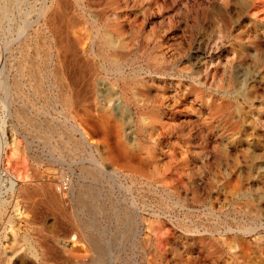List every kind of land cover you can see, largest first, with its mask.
Returning <instances> with one entry per match:
<instances>
[{
  "label": "rangeland",
  "instance_id": "obj_1",
  "mask_svg": "<svg viewBox=\"0 0 264 264\" xmlns=\"http://www.w3.org/2000/svg\"><path fill=\"white\" fill-rule=\"evenodd\" d=\"M3 1L13 19L9 33L0 32V69L5 39L20 38L8 66L12 82L21 84L13 92L15 117L0 97V264H264V0H70L69 37L81 42L101 76L113 77L101 45L90 46L98 31L103 39L114 36L99 22L103 12L116 13L110 20L126 41L125 53L156 51L173 59L157 67L143 61V70L127 63L119 80L128 104L113 112L105 101L84 97L76 119L92 129L88 142L72 130L83 142L72 141V165L48 159L50 148L64 145L62 133L45 135L47 126H64L63 137L71 119L48 85L55 56L49 54L48 29L37 21L42 0ZM107 51L120 60L112 48ZM110 88L117 104L119 90ZM153 110L160 117L154 125ZM133 111L142 123L137 132L130 130ZM115 123L131 156L121 151ZM64 178L76 187L58 189L56 204L43 191L51 196ZM86 183L97 186L90 198L100 206L92 211L80 194ZM224 226L240 233L229 232L225 240L217 232ZM250 228L255 232L246 235ZM84 229L103 237V254L97 255ZM210 231L209 246L194 243ZM233 237L243 245L238 261Z\"/></svg>",
  "mask_w": 264,
  "mask_h": 264
},
{
  "label": "bare ground",
  "instance_id": "obj_2",
  "mask_svg": "<svg viewBox=\"0 0 264 264\" xmlns=\"http://www.w3.org/2000/svg\"><path fill=\"white\" fill-rule=\"evenodd\" d=\"M69 1L70 0H42L41 7L38 10L39 14L37 16V18H38L37 21L41 25H44L48 29V31H49L48 34L50 35V40H51L50 41L51 42V51H50L49 54H50L51 57L53 55L55 56V60H53L54 61L53 65L50 68H48V72L46 73L47 74V79H48V85H49L50 89L55 92L53 96H55V99L56 98L58 99V103H60L61 100H64L65 108L67 109V111L69 113V119H71V127L70 128H68V127L66 128V134L63 137H62V135L64 133V129H63L64 126H63V128H62V126H58V124H56V125L52 124V125L47 126L48 131L44 132L45 135L48 138H51L53 132H58L60 134L62 133V135L60 137L62 145H64L68 149V151L65 150L64 146H63L61 151H57L56 150L57 148H55V146H54L52 149L50 148V150L48 152V159L50 160V162H63V163H68V164L72 165L73 163L76 162V159H72L71 160V159H68V157H67L68 152H70V151H72V149H74V144H73L72 141H74L78 145H81L83 143V142L79 143V141L76 142L74 140L73 134H72V130L73 129L74 130H79L82 133V135H83V141L84 142H86V141L88 142L87 136L91 132V129H92V128H90V125H89L87 120L81 119L80 121H78L76 119V116L79 114L77 106L82 102L84 97L86 95H90L96 101H98L100 103H103V104H104V101H105L110 106H112L111 108L107 107L108 109H110L109 112H113L114 108H118V106H120V105L124 106V105L128 104L127 96L125 95V92H124V90H123V88L121 86V83H120L121 81L119 80L120 76L123 75L124 72H125V66H126L127 63L130 64L131 62H133L135 65L139 66V70H143V69H145L143 67L144 65L140 64L143 61L145 62V64H147V65H149L151 67H157L158 64H162V63H166V62H168V63L173 62V59H171V58L167 59L166 55H164V54L161 55V53H157L156 51H155V53L154 52H147L145 50L144 51H138L137 53L135 52L133 54L134 57H131L130 53H125L123 50L127 48L126 41L124 40L123 35H121L119 33L120 29L117 27L115 22H111L112 20H110V17L114 16L116 13L112 12V14H111V12H110V14L108 15L105 12H103V13L100 14V21L99 22H101L103 25H109L111 27V30L114 33V36H115V34H117L118 38L116 37L117 39L115 40L114 36H112V37H109L108 39H103L101 34H100L101 31H98V33L96 34L95 38L93 39V42L90 44V46L92 48H94L96 44L101 45L102 54L107 59L111 60V64L112 65L111 66H107L106 65L105 66V70L107 72L111 71V73L113 74V77L111 75L109 76V74L105 76L104 73H103L104 76H101L100 75V69L94 63L93 58H89L88 55L85 53L86 49L81 46V42L79 40H77V39H73V38L69 37L68 27H67V24H66V5H67V3ZM85 1H87V0H85ZM88 1H91V0H88ZM35 11H37V10H35ZM20 12H19V14H21ZM27 12H28V10H27ZM9 14H10V8H9L8 3H6L3 0H0V32L6 31V33H9L7 31L11 30L12 26H8L7 25V21L9 19V17H10ZM24 14H26V13H24ZM18 18L20 19V17H18ZM11 19H13V17H10V20ZM26 19H28V18L26 17ZM29 24L30 23L28 22V26H31ZM17 25H19V24H17ZM21 26H23V25H20L19 27H21ZM28 26H26V27H28ZM26 27H25V30L28 31V29H26ZM134 30H135L134 31L135 33H138V31H140V29H138V30L134 29ZM15 36H17V35H15ZM16 40L18 41V40H21V39L20 38L17 39V37L6 38L5 39L4 44H3V50H2L3 51L2 68L0 69V97L2 98V100H3V102H4L5 106H6V109H7L6 113L10 117H15V113H14V109H13V105H12V102L14 100L13 99V92L15 90H19L20 89V84H21V81H19L18 79L17 80L14 79V82H12V80H13L12 73L13 72L11 73V69L8 66V64L10 62V57H9L8 53L12 50V45L16 42ZM2 42H3V40H2ZM100 42H101V44H99ZM20 44H22V43H20ZM20 46H22V45H20ZM132 46H133V44H132ZM27 47H28V45H27ZM108 48H112L115 52H117L120 55V60L118 62H115V60H113L111 58V55L107 51ZM159 50H161V49H159ZM10 64H11V62H10ZM21 67H22V64H20V71H21ZM151 77L149 78V81L153 80V78H151ZM110 86L113 87V89L114 88H118V90H119L118 91L119 92L118 95L120 97L116 100L118 102L117 104H115V100L113 99L112 96L109 97V92L108 91L111 89ZM2 90L5 93L4 95H2ZM58 103H56L57 104L56 106H58ZM53 104H54V102H53ZM213 105H215V104H213ZM151 113H152V124L154 125V124H156L158 122V120H160V117L158 116L159 114L157 113V111L153 110ZM18 115H19V118H21V119L23 118V114H18ZM130 115H131L132 121H133V123H132L133 126L130 127V130L134 131V132H137L142 127L141 119L137 115L136 111L131 112ZM55 119H57V118H55ZM61 121H63V120H61ZM12 125L15 127V130L20 133V131L18 130L17 124L14 123ZM25 126H28V125L25 124ZM232 126H235V125L232 124ZM41 127H42V125H41ZM32 128H33V126H32ZM113 128L115 130V132H114L115 134L114 133L113 134L117 136V139L120 138L121 131H122L121 124L115 123L113 125ZM26 138L28 139V136ZM118 143L121 145L122 153L124 155L131 156V153L129 155V151H127L125 149V147L122 145V142H120L119 139H118ZM2 148H3V146H1V144H0V150ZM91 156H92V159L94 160V162L96 164V167L98 168L97 170H101V172H102L103 168H102V163L100 162V160H97L95 158L94 153H92ZM97 170H96V172H95V170H92V173L101 174L100 171H97ZM89 173H91V171H88L87 173H85L84 177H89V175H88ZM82 180H87V179L84 178ZM89 180H90V182H94L96 179L92 180V179L89 178ZM12 181H13V179H12ZM58 182H60V181H58ZM12 183H13V185L15 184L14 181ZM68 186L70 188H72V189H74L76 187V184H75V182H73V179L69 180ZM94 189H97V186H95V184H92V183H86L85 185L82 184L81 188H80V191H81L80 194L83 197V199L86 201L87 206L90 207L91 211H92V207L93 206H98L96 204V202L93 201V199L95 197L90 198L91 195L93 194ZM22 190L24 192H26V193H29V190H28L27 187H23ZM43 192L46 195H48L47 199L51 198L56 204L58 203V194H59L58 185L55 186V191L50 192L51 196L47 193L46 189ZM29 198H31V197H29ZM40 198H42V197H40ZM46 203H48V202H46ZM86 203H84V205H86ZM34 204H33V206H34ZM48 204H50V203H48ZM16 209H17V211H20L19 214L22 215V217L26 216L24 214V210H22L20 207H17ZM92 221L95 222L94 220H92ZM92 221H89V223L87 224L88 227H90V224H91ZM92 226H93V224H92ZM238 227H240V226H238ZM255 227H257V226H255ZM139 228L140 227H137L136 232L140 233V229ZM224 228H226V227L224 226ZM255 229L256 228L247 229L245 231V234L246 235H251L252 233L255 232ZM260 230H262V229H260ZM217 232H219L220 235H222L225 240H228L229 239L228 238V233L229 232L236 233L238 235L240 233V230L236 229V230L233 231V229L230 226V227H227L225 229V231L218 229ZM88 234H90V233L87 230L84 229V235L90 239L91 243L97 249V255L103 254L104 253V249H103V246H102L103 237L100 236V235L97 236V237L96 236L94 237L92 235L89 236ZM209 234H210L209 236H202V237H200L198 239L195 238L194 243H199L200 245H202V247L209 246L210 245V240H212V236L215 234V232L214 231L213 232L210 231ZM256 237H258V236H256ZM229 242L232 243L231 249L233 251H231V253H232V256H233V260H236V261L240 260V257H239L240 256V251H239V249L241 250L243 245H241L240 241L238 240V237H233ZM47 255H49V254H47Z\"/></svg>",
  "mask_w": 264,
  "mask_h": 264
},
{
  "label": "built area",
  "instance_id": "obj_3",
  "mask_svg": "<svg viewBox=\"0 0 264 264\" xmlns=\"http://www.w3.org/2000/svg\"><path fill=\"white\" fill-rule=\"evenodd\" d=\"M68 186V181L67 179H63L62 181H60L59 185H58V189L59 190H63L65 188H67Z\"/></svg>",
  "mask_w": 264,
  "mask_h": 264
}]
</instances>
